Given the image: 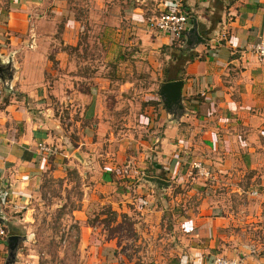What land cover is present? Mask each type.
Returning a JSON list of instances; mask_svg holds the SVG:
<instances>
[{
  "label": "crops",
  "instance_id": "obj_1",
  "mask_svg": "<svg viewBox=\"0 0 264 264\" xmlns=\"http://www.w3.org/2000/svg\"><path fill=\"white\" fill-rule=\"evenodd\" d=\"M135 1L140 3L130 1L117 16L107 12L110 21L115 16L118 21L124 19L115 33L120 42L116 38L113 43L117 56L146 58L161 74L170 66L182 81L180 110L167 111L160 98L152 96L154 105L138 116L140 127L152 129L138 141L143 149L153 146L148 163H142L154 176H143L180 184L192 173L197 175L190 166L192 160L203 162L209 174L202 176L207 183L200 191L197 211L178 224L188 244L187 264H206L214 254L238 255L244 264H264V59L257 60L248 50L264 37V0H156L158 11L179 9L188 15L178 43L149 29L145 24L149 5L142 4L145 0ZM32 10L22 0L0 6V60L11 69L8 79L4 73L0 79V213L9 205L14 213L25 215L43 173L60 172L64 158L69 162L68 151L63 149L72 142L75 148L80 146L81 141H73L70 133L93 135L88 127L67 126L58 109L74 107L80 120L93 119L98 112L101 80L94 77L87 84L88 91L81 92L77 73L85 62L80 52L71 51L83 38L75 31L83 28V22L68 17L55 36L49 31L51 21ZM97 21L88 23L91 31L84 37V46L104 44L102 36L94 33L101 28ZM192 21L203 42L189 46L185 34ZM172 42L201 58L185 62L181 72L178 61L172 59ZM132 44L136 48H129ZM165 79L157 86L169 81ZM83 103L87 107L78 108ZM152 111L154 115L149 116ZM38 142L57 146L58 154L41 157L36 151ZM122 162L102 166L103 184L116 186L113 179H120ZM121 197L124 205L140 210L145 201L141 194L130 192ZM11 218L16 227L18 216ZM84 241L83 234L80 242ZM4 248L0 239V263Z\"/></svg>",
  "mask_w": 264,
  "mask_h": 264
},
{
  "label": "rangeland",
  "instance_id": "obj_2",
  "mask_svg": "<svg viewBox=\"0 0 264 264\" xmlns=\"http://www.w3.org/2000/svg\"><path fill=\"white\" fill-rule=\"evenodd\" d=\"M8 1L0 0V6H6ZM22 1L33 12L41 11L46 22L51 21L49 31L52 35L59 36L68 17L83 22V28L79 26L75 29L80 37L83 36L78 40L80 48L76 45L71 49L80 52L85 62L77 73L81 81L80 91H88L87 84L94 77H98L101 84L98 112L93 119L81 117L80 120L79 110H74V107L70 110L69 106L58 109L62 122L67 120V126L74 124V130L88 127L94 130L93 135L70 133L73 141H81L80 146L75 148L76 143L72 142L73 145L63 149L68 151L69 162L63 159L65 166L60 172L46 170L43 173L36 194L27 204L29 210L25 215L14 213L9 205L1 206L0 224L6 233L14 232L21 236L11 264H187L188 244L178 224L181 219L197 211L196 206L202 198L200 191L203 183L207 182L193 173L180 184L166 179L168 182L163 186L141 179L145 174L154 176L148 165L142 163H148L153 146L143 149L138 145V141L147 138L152 131L145 125L140 127L143 124L139 123L138 116L143 111L148 112L147 106L154 105L152 96L159 99L157 84L166 76L158 73L152 66L153 62L146 58H119L118 49L113 46L116 38L120 42V37L115 33L120 32L116 29H121V21H124H118V12L130 1L133 5L140 2ZM155 2H142L149 5L147 15L160 12L155 8ZM108 11L116 15L111 17L112 21L107 16ZM95 19H98L97 23L101 22V28L94 33L102 36L104 44L90 43V46L87 43L84 46V37L91 31L88 23ZM129 48H136V45L132 44ZM134 61H137L136 65ZM140 61L144 65H139ZM80 107L82 109L87 105L83 103ZM154 113L150 112L149 116ZM143 153L146 155L142 157ZM129 158L134 161L140 178H114L116 186L101 182L104 164H118ZM158 175L163 177L159 172ZM137 187L145 190V193H134L132 189ZM126 192L134 196L141 194L145 199L141 210L132 204H123L121 194ZM11 215L18 216L16 227L11 225ZM83 234L85 241L80 242ZM6 252L5 244L0 264H4Z\"/></svg>",
  "mask_w": 264,
  "mask_h": 264
},
{
  "label": "built area",
  "instance_id": "obj_3",
  "mask_svg": "<svg viewBox=\"0 0 264 264\" xmlns=\"http://www.w3.org/2000/svg\"><path fill=\"white\" fill-rule=\"evenodd\" d=\"M188 22V15L179 9H170L160 11L157 15L153 14L146 18V26L154 31L161 32L172 40H178L182 37L186 24ZM248 50L255 56L257 60L264 59V37L259 38L256 42L248 46ZM37 154L41 157H50L58 154V147L45 142H38L36 144ZM191 168L197 175L207 177L209 172L206 165L199 160H192L190 162ZM119 177H126L130 179H138L139 172L132 159L124 160L118 170ZM7 233L0 224V239H6ZM206 264H244L243 258L234 256H225L214 254L207 258Z\"/></svg>",
  "mask_w": 264,
  "mask_h": 264
},
{
  "label": "water",
  "instance_id": "obj_4",
  "mask_svg": "<svg viewBox=\"0 0 264 264\" xmlns=\"http://www.w3.org/2000/svg\"><path fill=\"white\" fill-rule=\"evenodd\" d=\"M169 1L177 2L178 0H169ZM198 42H203V40L197 32L195 22L192 21L190 27L186 30L185 44L190 46ZM3 65H4L3 62L0 60V79L2 78L3 73H4V79H8L11 73V69L10 67L8 66L5 67ZM181 85H182V81L179 79L164 81L159 84L156 94L159 96L163 107L167 111H172L173 109H177V110L181 109V104H180ZM142 180H145L148 183L158 184L162 186L166 185V181L157 177L143 176ZM20 240H21V236L17 234H9L6 236L5 244H6L7 252H6V258L4 264H11L14 261L17 243Z\"/></svg>",
  "mask_w": 264,
  "mask_h": 264
},
{
  "label": "trees",
  "instance_id": "obj_5",
  "mask_svg": "<svg viewBox=\"0 0 264 264\" xmlns=\"http://www.w3.org/2000/svg\"><path fill=\"white\" fill-rule=\"evenodd\" d=\"M179 41H181V40H179ZM176 43H178V42H176ZM173 45H174V43L172 42L170 44V46L173 47L174 52H175V53H172V57H173L172 59L173 60L176 59L178 61V63L180 64L178 70H180L181 72L183 71L182 66L184 65L185 62H189L193 59L201 58V56H199L196 53L188 52L182 46H173ZM180 45H181V42H180ZM170 69H171L170 66H166L162 70V75L166 76L165 80H176L177 78H181L180 74L175 73L174 70H172V72H170ZM167 76H169V77H167ZM10 233H12V232H10Z\"/></svg>",
  "mask_w": 264,
  "mask_h": 264
}]
</instances>
